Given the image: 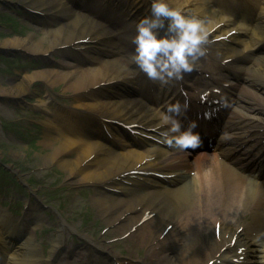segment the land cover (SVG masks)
<instances>
[{"label":"bare ground","instance_id":"obj_1","mask_svg":"<svg viewBox=\"0 0 264 264\" xmlns=\"http://www.w3.org/2000/svg\"><path fill=\"white\" fill-rule=\"evenodd\" d=\"M17 1L31 14L43 13L55 28L47 31L36 29L25 40L19 38L4 40L3 46L20 48L22 51L38 55L47 51L56 52L61 48L67 49L84 42L95 44L94 47H96V44L106 43L101 41L102 39L108 40L110 37L111 31L104 27V20L102 18H99L98 21L95 20L99 16L100 0H91L90 5H86L85 11L81 14L76 13L73 8L59 0ZM183 1L174 2L173 8L186 13H194V9L186 8L189 0ZM184 5L186 7L183 8ZM140 7L136 4L134 9L140 15H145L144 10ZM129 13L131 10L125 15H129ZM213 19H215L214 22L207 23L209 29L221 22L218 17H213ZM109 21L116 27V23L112 19ZM109 21L107 20V22ZM129 27L131 26H127L126 30H129ZM125 35L129 36L127 31H125ZM257 36L264 39L263 14L253 33L254 38ZM111 41L110 39L108 44H111ZM107 47L109 48V46ZM123 47L125 50L123 48L121 57L116 56L114 50L111 49L101 53L98 58H93L85 53V58L87 57L89 62L98 63L95 67H84L85 61H81L76 68L67 72L40 71L37 74L26 75L19 82L9 84L5 90L0 89V94L13 98L22 97L32 89L34 81L39 80L44 82L48 90L54 85L66 84L65 91L74 93L77 96V101L86 100L77 107L78 110H82L80 114L84 116L93 114L95 116L93 118L101 116V118H109L112 121L138 124L137 117L132 114H135L136 108L142 104L133 97V93L123 94L119 91L118 94L121 98L115 100L111 98L112 96L100 91L102 83L110 79L111 71L114 72L116 69L115 74L120 71L124 73L129 70L127 66L132 70L135 69V64L131 60L135 47L130 50L127 45ZM80 48L83 47L80 46ZM234 56H236V60H240V63L245 64L241 68H245L249 64L246 75L250 83L258 90L261 87L264 88V84L255 81V78H264V56L257 55L254 58L237 49L234 54L227 57ZM94 93L98 94V99ZM250 93H253V90L246 87L238 96L241 104L234 112L235 119L250 117L248 112L261 111L255 103L257 96L253 94L254 98L250 99L249 95H252ZM122 99H126V101ZM109 110L113 115H116L115 118L107 117ZM141 111L137 115L138 117L145 112L142 109ZM77 113L75 112L71 116L74 117ZM73 120L72 122L75 124L76 122ZM59 132L58 136H53L50 133L46 135L47 147L52 151L47 153L44 159H50L51 162L58 161L59 168L68 171L69 180L73 184L89 183L106 190L105 193H97L94 196L101 206V216L106 219L107 225L111 226L115 233H132V229L136 228V233L131 237H137L132 241L136 248L145 246L147 249V254L143 258H139L140 264H207L208 261L219 260L221 253L228 249L235 251L234 257H237L236 246L226 248L227 242L230 240L227 231L233 237L237 236L238 243L241 242L238 224L239 220L245 218V214L244 212L238 213L236 206L249 209L253 206L257 207L260 201L264 200V196L257 192L256 187L246 190L242 186L243 177L241 174L226 173L227 178L235 180L238 184L233 183L232 180L220 178V165L209 161L204 165L208 155L202 154L197 157L201 162L196 161V176L186 177L178 188L170 190L169 196H165L162 202L155 199L160 197L164 191H157L155 187H152L155 191L141 190L126 198H119L116 194L119 191H125L120 186L121 183L130 179L129 173L134 171L133 166L142 163L143 154L134 156L132 152H118L110 147L104 157L99 156V148L106 147L105 141L98 138L96 141H84L78 137L79 133H75V137H73L69 131ZM220 151L226 156L234 154V149ZM75 154L76 157L73 158L72 156ZM233 160L242 167L246 166V162L242 158H233ZM210 164L213 166L209 169ZM156 166L161 170L172 169L176 166H186V161L178 155L172 159L158 156ZM133 181L139 180L133 179ZM139 184L141 187L144 186L141 181ZM165 205L166 207H164ZM11 218L8 213L0 209V243L4 247L6 245L10 247L11 258L7 264H36L34 235L35 231L41 228L40 221H35L33 229L24 236V231L28 226L25 225V227L24 224L19 226ZM217 223L221 224L219 235L214 228ZM170 226V230L164 234V231ZM19 238L22 239L21 242H19ZM60 247V241L57 245L54 244L53 250L50 251L52 260L57 258ZM98 247L102 248L100 245ZM107 251L116 264H123L119 261L116 253ZM210 251L213 256L209 255ZM0 257H2V262L6 260V255L2 252H0Z\"/></svg>","mask_w":264,"mask_h":264},{"label":"rangeland","instance_id":"obj_2","mask_svg":"<svg viewBox=\"0 0 264 264\" xmlns=\"http://www.w3.org/2000/svg\"><path fill=\"white\" fill-rule=\"evenodd\" d=\"M167 1L174 4L180 0ZM18 3L17 0H0V48H4L0 51V89L4 90L26 75L44 70L66 72L74 69L69 67L55 70L51 59L56 56L50 55L49 51L36 55L20 48L3 46L4 40H25L36 29L47 31L55 28L47 17L31 15L22 10ZM192 3L202 12L203 1ZM33 61L46 66L35 68L31 64ZM45 89L43 82L37 81L31 91L20 98L0 94V162L7 165L6 169L0 166V199L3 200H0V208L10 207L12 212L24 217L29 211L25 209L24 201L30 200L31 205L35 206L37 200L47 207V223H43L41 217L36 219L41 224L34 235L36 264H49L50 248L59 239H62L65 255L53 264H114L107 251L93 248L94 242L109 248L120 259L126 260L125 263L131 260V264H140L139 258L147 254L144 246L136 248L133 238H116L106 232L108 225L101 216L98 199L94 197V191L102 192V189L87 184L72 185L68 171L59 168L58 162L44 159L52 151L47 147L46 135L50 133L58 136V132L51 129L54 124H46L51 118L45 113V106L49 105L48 98L52 97L62 107L71 109L75 106L72 100L74 95L64 91V84H57L49 91ZM49 111L52 109L49 108ZM3 170L25 184L28 190L19 189ZM88 239L93 240V243L89 244Z\"/></svg>","mask_w":264,"mask_h":264},{"label":"clouds","instance_id":"obj_3","mask_svg":"<svg viewBox=\"0 0 264 264\" xmlns=\"http://www.w3.org/2000/svg\"><path fill=\"white\" fill-rule=\"evenodd\" d=\"M212 31L205 19L186 15L166 0H151L150 15L136 23V34L131 40L135 46L131 60L149 80L161 86L180 81L207 54ZM224 106H227L226 100ZM187 107V102L182 106L179 101L166 105L161 126L167 127L163 131L156 129L161 144L181 151L201 147L200 134L195 131L197 123L189 122L188 127L183 128L177 119L182 108L186 111Z\"/></svg>","mask_w":264,"mask_h":264}]
</instances>
